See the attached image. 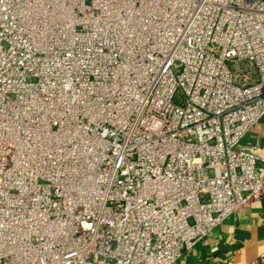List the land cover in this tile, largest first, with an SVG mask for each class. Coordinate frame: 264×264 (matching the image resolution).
Returning a JSON list of instances; mask_svg holds the SVG:
<instances>
[{
    "label": "built area",
    "instance_id": "obj_1",
    "mask_svg": "<svg viewBox=\"0 0 264 264\" xmlns=\"http://www.w3.org/2000/svg\"><path fill=\"white\" fill-rule=\"evenodd\" d=\"M262 118L264 0H0V264H175Z\"/></svg>",
    "mask_w": 264,
    "mask_h": 264
},
{
    "label": "crops",
    "instance_id": "obj_2",
    "mask_svg": "<svg viewBox=\"0 0 264 264\" xmlns=\"http://www.w3.org/2000/svg\"><path fill=\"white\" fill-rule=\"evenodd\" d=\"M242 148L264 157V118L242 138ZM264 250V187L222 223L183 252L175 264H247Z\"/></svg>",
    "mask_w": 264,
    "mask_h": 264
}]
</instances>
